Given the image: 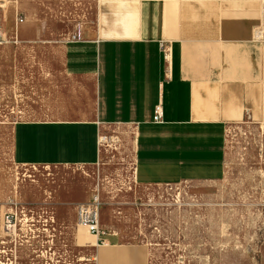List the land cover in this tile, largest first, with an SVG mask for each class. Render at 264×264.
<instances>
[{"label":"crops","instance_id":"0c3cea01","mask_svg":"<svg viewBox=\"0 0 264 264\" xmlns=\"http://www.w3.org/2000/svg\"><path fill=\"white\" fill-rule=\"evenodd\" d=\"M93 7L50 44L56 69L43 65L42 83L8 125L14 164L94 165L101 130L116 126L130 137L137 186L221 178L228 126L264 122V0H95ZM55 21L44 20L43 29L10 23L9 32L52 41ZM5 164L0 202L11 197ZM105 242L90 244L96 257L98 247L118 245V234L107 231ZM127 254L108 264H144L147 248L129 246Z\"/></svg>","mask_w":264,"mask_h":264},{"label":"rangeland","instance_id":"374dc122","mask_svg":"<svg viewBox=\"0 0 264 264\" xmlns=\"http://www.w3.org/2000/svg\"><path fill=\"white\" fill-rule=\"evenodd\" d=\"M94 3L0 0V161L8 167L11 196L0 202V264H108L141 244L147 248L144 264H264V122L228 126L224 173L209 182L137 186L130 137L116 126L101 130L94 165L32 167L12 161L8 125L42 83L43 65L56 69L50 44L93 12ZM18 17L23 19L18 24L34 22L33 29L56 20L55 38L11 36L9 25ZM93 194L100 200V225L118 234V245L98 247L97 257L90 246L94 237L78 224L76 213V205Z\"/></svg>","mask_w":264,"mask_h":264},{"label":"built area","instance_id":"2783aa9c","mask_svg":"<svg viewBox=\"0 0 264 264\" xmlns=\"http://www.w3.org/2000/svg\"><path fill=\"white\" fill-rule=\"evenodd\" d=\"M23 19L18 17L17 22H22ZM78 34L75 33L72 35V39H77ZM3 42V35L0 31V44ZM162 52L164 57L166 58L169 54V48L165 47L163 44L161 46ZM162 118V109L161 106H156L154 108L153 120L155 122H159ZM35 167L36 165H29ZM171 186V185H168ZM99 196L98 194H93L91 199L86 202H82L76 205V213H77V221L78 224L85 227L87 232L94 237L95 245L101 246L104 245L105 242V235L107 231H105L100 223H99ZM2 208L0 207V210ZM6 213V212H5ZM95 258H92L94 261Z\"/></svg>","mask_w":264,"mask_h":264},{"label":"flooded vegetation","instance_id":"af4514ba","mask_svg":"<svg viewBox=\"0 0 264 264\" xmlns=\"http://www.w3.org/2000/svg\"><path fill=\"white\" fill-rule=\"evenodd\" d=\"M56 249L58 250L57 246H56Z\"/></svg>","mask_w":264,"mask_h":264},{"label":"bare ground","instance_id":"6f19581e","mask_svg":"<svg viewBox=\"0 0 264 264\" xmlns=\"http://www.w3.org/2000/svg\"><path fill=\"white\" fill-rule=\"evenodd\" d=\"M101 140L103 139V138H100Z\"/></svg>","mask_w":264,"mask_h":264}]
</instances>
